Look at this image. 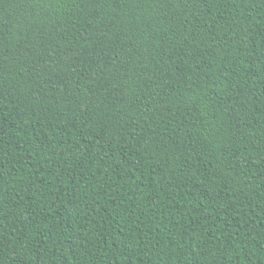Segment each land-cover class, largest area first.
I'll use <instances>...</instances> for the list:
<instances>
[{
	"label": "trees",
	"instance_id": "trees-1",
	"mask_svg": "<svg viewBox=\"0 0 264 264\" xmlns=\"http://www.w3.org/2000/svg\"><path fill=\"white\" fill-rule=\"evenodd\" d=\"M0 264H264V0H0Z\"/></svg>",
	"mask_w": 264,
	"mask_h": 264
}]
</instances>
